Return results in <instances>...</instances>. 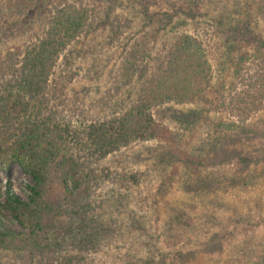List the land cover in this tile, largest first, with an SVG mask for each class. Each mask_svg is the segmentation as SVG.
Masks as SVG:
<instances>
[{
	"label": "rangeland",
	"instance_id": "rangeland-1",
	"mask_svg": "<svg viewBox=\"0 0 264 264\" xmlns=\"http://www.w3.org/2000/svg\"><path fill=\"white\" fill-rule=\"evenodd\" d=\"M73 1L95 9L98 21L113 11L107 25L60 54L47 94L48 123L69 124L83 140V128L121 115L141 98L140 81L134 77L127 85L122 65L131 45H146L153 29H140L135 0H113L112 6L107 0ZM249 11L258 19L255 9ZM127 18L129 25L121 26ZM32 26L22 21L13 32L0 31V51L23 44ZM258 26L264 31L262 21ZM190 28L207 37L203 24ZM207 45L213 80L225 89L221 108L212 113L174 104L153 108L155 121L172 137L179 135L176 147L158 139L137 140L102 158L86 146V136L80 160L90 174L87 189L72 199L51 178L53 203L61 214L50 216V224L64 231L59 247L46 260L39 253L0 249V264H264V161L240 174L234 165L194 171L176 158L182 150L186 157L203 158L219 146L264 156V98L259 97H264V65L251 61L239 75L231 68L220 72L222 59L213 61V46ZM5 106L11 113L0 117L1 140L9 139L8 130L19 128L24 117L16 103ZM244 128L254 133L241 134ZM2 162L0 203L6 201L9 183L27 201L32 177L11 156ZM1 230L25 232L4 215Z\"/></svg>",
	"mask_w": 264,
	"mask_h": 264
},
{
	"label": "trees",
	"instance_id": "trees-1",
	"mask_svg": "<svg viewBox=\"0 0 264 264\" xmlns=\"http://www.w3.org/2000/svg\"><path fill=\"white\" fill-rule=\"evenodd\" d=\"M107 1L111 6L114 3ZM133 4L143 22L140 29H153L146 45H131L122 65L127 85L134 77L140 81L141 98L121 115L83 128L82 140L69 124L58 128L48 123L47 94L60 54L100 25H107L112 9L106 12L105 21H98L95 9L73 0H0V31L13 32V26L22 21L34 24L23 44L0 51V99L4 98L0 117L11 113L5 106L9 102L16 103L24 114L19 128L8 130L9 139H0V164L11 156L32 177L27 201L7 185L0 215L17 221L25 232L1 230L0 249L39 253L46 260V254L59 247L64 231L50 224V216L61 214L53 203L51 178L72 199L87 189L90 174L80 160L86 136V146L102 158L137 140L158 139L176 147L179 135L172 137L168 128L155 121L150 112L153 108L174 104L196 106L201 113L217 112L225 101V89L213 80L207 43L213 46V61L222 59L220 72L231 68L239 75L251 61L264 65V31L258 26V21L264 23V0H135ZM254 9L259 20L249 11ZM129 21L125 19L121 26ZM201 24L207 37L190 28ZM252 133L251 128L241 132ZM186 155L182 150L176 158L194 171L234 165L237 173L246 174L264 161V156L261 159L225 146L203 158Z\"/></svg>",
	"mask_w": 264,
	"mask_h": 264
}]
</instances>
